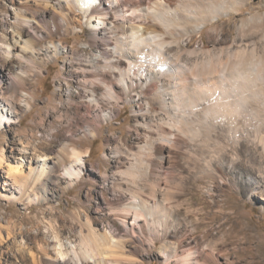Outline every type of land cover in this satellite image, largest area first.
Returning <instances> with one entry per match:
<instances>
[{
    "label": "bare ground",
    "instance_id": "obj_1",
    "mask_svg": "<svg viewBox=\"0 0 264 264\" xmlns=\"http://www.w3.org/2000/svg\"><path fill=\"white\" fill-rule=\"evenodd\" d=\"M10 1L11 11L3 8L0 13V74L9 88L28 86L33 75L64 56L72 60L67 77L75 87L63 91L64 124L72 135L78 129L91 140L101 137L122 114L125 103L134 119L129 131L136 134L130 140L121 131L105 138V144L113 145L114 166L104 174L108 181L104 191L110 196H103L102 207L98 190L91 187L94 201L88 199V210L101 213L105 226L98 228L85 210L84 220L80 213H71L67 228L57 226L52 215L44 217L40 225L46 232L36 227L35 234L22 235L15 255L23 264H135L125 259L122 239L142 245V238L148 236L154 245L159 242L163 264L213 261L208 248L195 250V240L183 222H172L167 183L183 163L198 165L203 160L204 168L213 171L212 161L220 160L216 171L232 172L240 161L239 148L245 152L251 145L264 151V13H259L260 6L253 0ZM84 30L89 34L83 45H65L67 37ZM97 54L102 58L96 60ZM21 71L31 73L20 78L23 84L13 79ZM12 104L6 102L0 109V127L21 123ZM53 133L49 128L46 137L53 139ZM61 138L72 158L79 159V149L70 143L72 136ZM7 161L2 153L0 173L6 172L19 199L24 197L28 207L46 202L38 191L58 177L48 169L52 166L46 165V159L32 174L21 170V162ZM169 165L172 171L166 173ZM117 173L130 182L120 183ZM1 177L0 199L6 200ZM66 182L67 192L71 180ZM116 187L122 191L117 193ZM134 199L158 207L165 215L153 213L149 221L142 213L139 219L135 213L127 214L126 206ZM153 221L159 226L150 227ZM2 229L0 225V257L2 247L9 251L16 245L10 232L4 240ZM175 236L178 239L172 242ZM26 240H36L35 247L30 248ZM11 258L2 264H13Z\"/></svg>",
    "mask_w": 264,
    "mask_h": 264
},
{
    "label": "rangeland",
    "instance_id": "obj_2",
    "mask_svg": "<svg viewBox=\"0 0 264 264\" xmlns=\"http://www.w3.org/2000/svg\"><path fill=\"white\" fill-rule=\"evenodd\" d=\"M253 2L260 6L259 13H264V7H261L264 5V0H253ZM12 7L10 0H0V13L3 8L10 12ZM1 19L0 14L2 28ZM231 33L233 35L235 31L232 30ZM88 34L86 30L76 31L74 35L67 37L68 43L65 45L69 46L74 42L83 45ZM69 61L72 62L71 59L60 56L47 69H42L40 73L33 75L30 78V84L23 88L16 86L10 89L8 82L3 79L2 73L0 74V79H2L0 97H4V99L0 98V109L6 104L9 96L14 95L16 100H19L20 93H26L23 103L12 102L14 108L19 111L18 119H21V123L0 127V153L5 154L8 163L21 162V170L26 174L36 172L38 165L42 164L40 160L52 157L54 155L51 151L52 145L56 144L59 149L63 144L61 137L70 132L68 126L64 124L67 117L63 106L65 88L75 91V87L70 84L67 77ZM28 102H30L29 106ZM60 115L62 118L57 119ZM133 122L131 107L125 103L122 114L112 120L113 126L105 129L103 135L97 139L91 140L83 136L78 129L76 132L72 129L76 142L86 148L85 157L97 158L95 164L86 165L87 173L86 169H82L85 174L82 181L86 187L79 191L73 186L66 192L67 182L57 177V179L46 182L44 188L38 191L48 200L41 205L35 204L28 207L24 197L19 199V192L9 185L6 172L0 173L3 175L1 193L7 198L6 200L0 199L2 235L7 241V234L10 232V236L16 240V245L12 250L7 251L4 247L1 248L4 255L0 257L3 259L0 260V264L10 256L14 258H11L9 262L23 264L15 255L19 248L20 238L22 235L35 234L36 227H39L42 233L46 232L40 225L44 217L47 219L52 215L57 226L67 228L68 222L70 223V214L80 213L84 220L83 210H85V214L96 221L98 228L105 226L101 213L97 214L88 210V199L94 201V194L89 189L95 187L98 190L97 196L104 207L103 196L107 198L110 196L109 191H104V187L108 184V181L104 179V174L110 173L114 166L110 156V148L113 145L105 144V138L116 137L121 131L124 137H128L129 140L133 139L136 136L135 131H129ZM49 128L53 129V139L46 137V131ZM238 151L240 161L234 165L235 169L232 172L223 170L217 172L216 168L220 160L212 161L213 171L204 168L203 160H198V165L188 166L183 163V166L174 170L175 173L170 165L164 170L166 173L172 171V176L167 183V188L171 193L169 206L173 211L172 222L185 224L190 237L198 246L194 245L195 250L199 251L202 247H206L214 254L213 261L200 260L203 264H264V151L260 147L251 145L248 146V151L244 152V148H239ZM213 162H215L214 165ZM46 165L56 167L52 159H46ZM143 192H146L144 187ZM177 239L178 237L175 236L171 241L175 242ZM150 240V237L144 236L142 238L144 243L140 245L124 237L122 242L125 259L134 260L135 264H163L158 254L159 242L157 241L154 245ZM11 242H15L13 238ZM27 243L30 248L35 247V243L30 241Z\"/></svg>",
    "mask_w": 264,
    "mask_h": 264
},
{
    "label": "clouds",
    "instance_id": "obj_3",
    "mask_svg": "<svg viewBox=\"0 0 264 264\" xmlns=\"http://www.w3.org/2000/svg\"><path fill=\"white\" fill-rule=\"evenodd\" d=\"M86 47V46H85ZM102 57L97 54L95 56L96 60L101 59ZM23 63H27V61H23ZM105 64H110V61H105ZM112 71H117V69H111ZM30 77V72H18L13 76V79L17 81V83L23 84V80H21V77ZM120 83H123V79H121ZM26 93L21 92L20 93V99L16 100L15 96H9L7 98V102L12 103L13 101L17 103H23L24 97ZM3 98L4 97H0ZM69 136H72V140L70 143H72L73 147H76L79 149L81 155L79 159H73L71 156V151L68 148L67 144H61L59 149H57L56 144L52 145L51 151L54 153L52 157H46L45 159H52L54 161V164L56 167L49 169L52 171V174L54 176H58L60 179L63 180H71L70 187L75 186L77 188V191L81 190L82 188L86 187V184L82 181V177L84 176V172L82 169H86L87 164H95L97 161V158L95 157H85L84 152L86 151V148L81 146L78 142H76V137L72 135L71 132L68 133ZM119 154V153H118ZM69 173H71L69 175ZM146 174V166H145V172L143 175ZM116 175H120L122 177V174L117 173ZM129 180L121 179L120 183H128ZM133 187H135L133 185ZM122 190L119 187H116V192L120 193ZM139 191V190H137ZM154 197H149V199H152ZM126 213L131 215L133 213L136 214V218H141V213L144 217H146L149 221L152 220L153 213H158L160 216H164L165 213L161 211L158 207L154 206L153 208H149L146 202L141 201L139 199H134L132 201H129L128 205L126 206ZM160 223H163L161 220ZM159 224H157L155 221L152 222L150 227H158Z\"/></svg>",
    "mask_w": 264,
    "mask_h": 264
}]
</instances>
